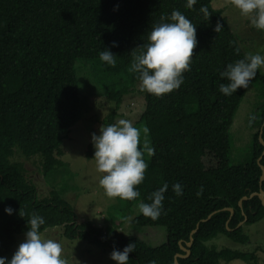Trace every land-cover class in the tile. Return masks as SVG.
<instances>
[{"label":"trees","instance_id":"16d2710c","mask_svg":"<svg viewBox=\"0 0 264 264\" xmlns=\"http://www.w3.org/2000/svg\"><path fill=\"white\" fill-rule=\"evenodd\" d=\"M211 3L196 0L189 9L186 0H0V257L10 253L15 237L24 234L27 219L35 213L45 221L41 232L62 228L63 238L110 251L134 243L128 264H174L176 254L185 255L179 243L186 248L196 225L189 255L178 258V264H222L235 259L257 264L253 252L208 245L220 235L237 246L248 245L243 228L264 218L257 197L238 206L242 197L264 191L257 164L263 151L258 137L264 141V73L257 70L250 81L256 82L263 96L250 118L255 129L250 158L230 165L228 129L248 88L222 95L218 84L227 81L219 72L245 55L228 22ZM201 5L209 11L207 20L198 12ZM174 9L195 25L197 43L190 67L183 73V83L170 93L154 97L139 88L143 108L137 122L147 129L151 154L144 179L135 186L139 196L131 201L115 198L128 210L136 203H150L149 194L168 184L155 221L142 214L130 220L131 228L165 230L164 243L150 246L117 230L78 223L59 194L50 191L40 197L23 165L13 159L16 154L25 160L38 158L44 176L64 167L62 144L83 117L89 94L97 87L117 106L134 93L139 81L131 71L133 55L142 50L151 27L161 16L167 20ZM216 23L222 26L218 33L213 32ZM104 49L116 56L114 67L99 60L98 52ZM77 61L91 66L80 67L91 84L81 83L83 95L78 91ZM113 121L114 112L104 118L103 126ZM92 153L89 143L85 158L92 159ZM260 164L264 167V156ZM173 183L182 185V195L173 193ZM6 207L13 209L11 215L4 213ZM223 208H231L232 216ZM210 214L209 220L201 222Z\"/></svg>","mask_w":264,"mask_h":264},{"label":"rangeland","instance_id":"374dc122","mask_svg":"<svg viewBox=\"0 0 264 264\" xmlns=\"http://www.w3.org/2000/svg\"><path fill=\"white\" fill-rule=\"evenodd\" d=\"M211 5L219 10L228 22L244 55L259 53L264 56V31L251 27L248 20L232 7L231 0H212ZM85 66L91 67L90 63L82 61H77L75 65L78 91L81 95L84 89L81 83L89 87L91 85L88 82L89 78L86 79V74L80 72V67L82 70L88 69ZM258 71L264 73V69H258ZM255 84L256 82L252 81L249 85L228 129L230 143L228 163L230 165L250 158L251 134L255 131L250 127V118L255 115L263 100ZM96 88L92 90V94H89L84 103L83 117L70 129L62 144L64 154L61 160L65 163L64 167L44 176L40 173L38 158L25 160L16 154L13 161L23 165L27 178L35 185L40 197L48 195L50 191L59 194L71 206L78 223L89 222L97 228L117 230V233L124 236L137 237L150 246L160 245L165 241V230L161 227L131 228L130 220L140 214L138 203L125 210L124 204L115 198L107 197L98 183L101 173L96 171L95 160L85 158L90 135L99 134L98 130L103 126L104 118L112 112H114V124L118 120L126 119L131 121L134 127L145 129L141 123L137 122L143 108V94L139 92L140 87L137 86L134 93L124 96L120 104L116 106L114 102L107 101L102 91ZM143 139L144 133L141 131L139 147L147 163L150 154L144 148ZM148 149H150L149 139ZM243 232L249 238L248 245L237 246L222 235L211 240L208 245H214L218 249L227 247L253 252L256 255L257 264H264V218L253 225L244 227ZM42 235L61 244L66 264H115L109 259L110 250L98 248L83 240L63 238L62 228L47 230L42 232ZM15 239L16 243L10 253L2 256L6 260L11 258L19 243L23 241L24 234L17 235ZM222 264L250 263L235 259Z\"/></svg>","mask_w":264,"mask_h":264},{"label":"clouds","instance_id":"9594fccd","mask_svg":"<svg viewBox=\"0 0 264 264\" xmlns=\"http://www.w3.org/2000/svg\"><path fill=\"white\" fill-rule=\"evenodd\" d=\"M195 3L196 0H186L185 6L191 9ZM231 4L251 27L264 31V0H231ZM198 12L204 20L208 19L209 11L205 6L201 5ZM221 28V24L216 23L213 32L218 33ZM196 43L195 25L180 11L172 10L167 20L161 16L160 21L148 31L146 42L140 46L142 50L133 55L131 71L137 74L139 87L154 97L178 89L183 83V73L189 70ZM115 57L107 49L98 52L99 60L108 66H115ZM258 69H264V56L259 53H249L226 64L219 77L227 83H219L218 91L227 97L238 88L247 89ZM141 131L144 133V148L151 154L147 129H138L126 119L101 126L99 134L90 135L92 158L96 171L101 173L98 183L109 198L131 201L139 196L135 186L143 181L147 167L139 147ZM171 187L176 196L182 195L181 184L173 183ZM167 189L168 184L164 183L149 194L150 203H138L139 213L155 221L161 214L163 193ZM196 194L199 195V190ZM12 212L13 209L4 208L5 214L11 215ZM44 223L42 216L31 214L26 222L23 241L10 259L0 257V264H66L61 244L42 235L40 229ZM134 246V243H128L121 250L113 249L109 259L115 264H128V254L133 252ZM149 264H154V261Z\"/></svg>","mask_w":264,"mask_h":264},{"label":"water","instance_id":"95a60500","mask_svg":"<svg viewBox=\"0 0 264 264\" xmlns=\"http://www.w3.org/2000/svg\"><path fill=\"white\" fill-rule=\"evenodd\" d=\"M258 139H259L260 144H261L262 147H263V151H262L260 157H258V159H257V164H258V166H259V168H260V170H261V175H260V178H259V185H261L262 182L264 181V167L260 164V160H261V158L264 156V141L260 138V136L258 137ZM252 197H257V198L260 200L262 206L264 207V191L261 190V189H260L258 192L251 193L248 197H242V198L238 201V206L241 207L243 201H245V200H247V199H249V198H252ZM222 210H223V211H228L229 214H230V216H232V214H233V210H232L231 208H223ZM211 215H212V214L208 215L207 218L204 219V220H201V222H205V221L209 220V218L211 217ZM244 221H245V220H244ZM244 221H243V222H244ZM243 222L239 223V224L237 225V227H239ZM197 227H198V225H196V228H195L194 230L191 231V233H190V237H189V242L186 243V248L183 247V246L179 243V248H180V250H181L182 252H184L185 255L176 254V255L174 256V264H178V262H177V259H178V258H185V257H187V256L189 255V250H188V248H190L191 243H192L191 236L196 232ZM227 229H228V228H227Z\"/></svg>","mask_w":264,"mask_h":264}]
</instances>
